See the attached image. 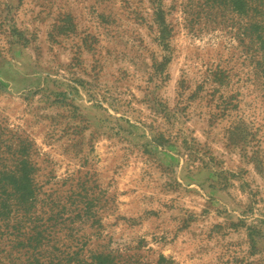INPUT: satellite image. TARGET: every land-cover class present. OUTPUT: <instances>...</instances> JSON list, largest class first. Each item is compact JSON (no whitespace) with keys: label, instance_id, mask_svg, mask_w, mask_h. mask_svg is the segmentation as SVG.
I'll use <instances>...</instances> for the list:
<instances>
[{"label":"rangeland","instance_id":"1","mask_svg":"<svg viewBox=\"0 0 264 264\" xmlns=\"http://www.w3.org/2000/svg\"><path fill=\"white\" fill-rule=\"evenodd\" d=\"M249 1L0 0V264H264Z\"/></svg>","mask_w":264,"mask_h":264},{"label":"trees","instance_id":"2","mask_svg":"<svg viewBox=\"0 0 264 264\" xmlns=\"http://www.w3.org/2000/svg\"><path fill=\"white\" fill-rule=\"evenodd\" d=\"M210 1H213V2H221L222 0H210ZM228 1V0H227ZM249 3L250 1L249 0H229V6H233L235 10H237L238 12H240L241 14H247L249 13ZM160 12L162 14L165 13V10L164 9H161ZM158 20H161L158 18ZM27 172L28 170L24 169L23 167L20 168V171H19V176H16V175H12V178H14L15 180L17 178L21 179L20 182H23V181H26L27 180ZM165 260V257H160L159 261H158V264H163V261Z\"/></svg>","mask_w":264,"mask_h":264}]
</instances>
